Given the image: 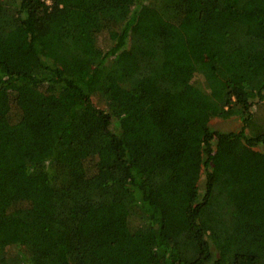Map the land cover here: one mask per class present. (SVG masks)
<instances>
[{"label":"trees","instance_id":"1","mask_svg":"<svg viewBox=\"0 0 264 264\" xmlns=\"http://www.w3.org/2000/svg\"><path fill=\"white\" fill-rule=\"evenodd\" d=\"M262 103L264 0H0V264H264Z\"/></svg>","mask_w":264,"mask_h":264},{"label":"rangeland","instance_id":"2","mask_svg":"<svg viewBox=\"0 0 264 264\" xmlns=\"http://www.w3.org/2000/svg\"><path fill=\"white\" fill-rule=\"evenodd\" d=\"M119 59L127 67H132L134 64L133 60L127 54V51H123L121 53ZM94 103L98 107H103L100 103L97 102V100H94ZM254 113H255V119H256L257 124L264 125V103L255 107ZM210 125L214 130L220 131V132H239L244 127L243 122L238 117H232L230 119L214 118V119H212ZM261 130H263V129L261 128ZM258 149L262 150L263 145H259ZM200 180H201L200 181V187L202 189L203 188L204 175L201 177Z\"/></svg>","mask_w":264,"mask_h":264}]
</instances>
